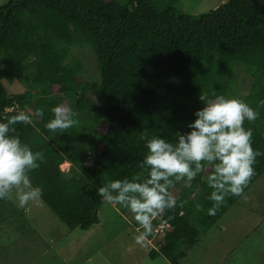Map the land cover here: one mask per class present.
Returning a JSON list of instances; mask_svg holds the SVG:
<instances>
[{
    "label": "trees",
    "instance_id": "1",
    "mask_svg": "<svg viewBox=\"0 0 264 264\" xmlns=\"http://www.w3.org/2000/svg\"><path fill=\"white\" fill-rule=\"evenodd\" d=\"M179 1L9 0L0 5V122L30 105L34 114L43 110L31 124L13 125L11 134L43 153L29 177L69 230L85 232L100 223L105 202L96 195L97 186L146 176L140 161L147 149L139 133L175 141L174 133L187 131L185 125L202 106L200 94L235 97L258 112L255 120L243 122L261 154L242 194L229 195L215 215H207L211 189L202 177L209 168L187 182L174 208L153 220L146 241L156 239V247L149 256L170 264H180L264 174V105L258 104L264 100V0H228L198 16L179 11ZM73 47L94 54L99 82L82 77L84 66L71 57ZM237 64L249 76L246 95L240 94ZM2 81L27 86L33 94L11 96ZM57 104L74 105L69 109L77 115L71 127L51 132L44 124ZM66 163L68 173L60 169ZM7 201L0 200V212ZM114 206L121 215L129 213ZM11 213L22 216L15 208ZM163 222L168 228L154 233Z\"/></svg>",
    "mask_w": 264,
    "mask_h": 264
},
{
    "label": "clouds",
    "instance_id": "2",
    "mask_svg": "<svg viewBox=\"0 0 264 264\" xmlns=\"http://www.w3.org/2000/svg\"><path fill=\"white\" fill-rule=\"evenodd\" d=\"M202 106L193 113L194 119L185 125L187 131L174 133L175 141L166 136H151L141 131L146 155L140 161L146 176L135 175L131 179H112L96 187V195L109 205H120L132 213L137 224L134 240L142 244L152 233V222L165 209L176 206L170 192L174 181L191 182L197 174L211 169L202 179L211 189L207 199L211 207L206 214L215 215L229 195L239 196L254 174L253 164L261 153L251 144V129L243 127L245 120L251 122L258 112L245 101L223 95L206 99L200 94ZM264 105V100L258 101ZM52 118L45 129L55 132L73 125L75 112L63 104L50 109ZM35 115L43 117V110L36 109ZM31 124L24 111L9 116L0 122V200L9 199L13 189L17 206L24 208L36 200L42 189L33 186L29 172L39 167L44 159L40 151L33 152L28 144L22 143L18 135H12L13 125ZM197 210H203L196 204ZM91 259L85 264H91ZM145 264H151L146 258Z\"/></svg>",
    "mask_w": 264,
    "mask_h": 264
},
{
    "label": "rangeland",
    "instance_id": "3",
    "mask_svg": "<svg viewBox=\"0 0 264 264\" xmlns=\"http://www.w3.org/2000/svg\"><path fill=\"white\" fill-rule=\"evenodd\" d=\"M9 0H0V5ZM228 0H180L176 8L184 14L198 16L214 10ZM71 57L83 63L82 77L100 81L94 54L90 49L72 48ZM240 94L249 91V76L237 64ZM9 94L31 91L27 86L2 81ZM74 108V105L69 107ZM31 119H36L32 106L22 109ZM68 173L70 164L60 167ZM187 182L173 185L174 198L186 192ZM12 205V206H11ZM21 212L20 219L13 218L11 209ZM121 215L114 205L104 203L98 213L100 223L89 231L69 230L38 197L24 208L17 206L15 190L0 212V264H70L68 259L91 264L98 256L108 264H145L149 252L156 247V239L137 244V231L132 225V213ZM222 226L224 227L222 229ZM158 239V238H157ZM152 243V244H150ZM92 244V245H90ZM75 246L83 253L76 254ZM157 249V248H154ZM97 252V254L95 253ZM93 254V256H92ZM111 257V258H110ZM56 258V259H54ZM157 258V259H156ZM151 264H168L156 257ZM56 260L57 262H54ZM104 261V263H105ZM76 262V261H74ZM264 262V174L247 189L238 201L216 222L209 232L199 237L198 245L189 250L180 264H262ZM106 264V263H105Z\"/></svg>",
    "mask_w": 264,
    "mask_h": 264
},
{
    "label": "crops",
    "instance_id": "4",
    "mask_svg": "<svg viewBox=\"0 0 264 264\" xmlns=\"http://www.w3.org/2000/svg\"><path fill=\"white\" fill-rule=\"evenodd\" d=\"M125 216H127V215H125ZM224 227L222 226V229H223ZM209 232V231H208ZM147 242V241H146ZM148 243V242H147ZM90 245H92V244H90ZM198 245V244H197ZM196 245V246H197ZM195 246V247H196ZM75 249H76V254H80V253H83L81 250V247H77V246H75ZM0 251H2V250H0ZM189 252V251H188ZM96 254H97V252H95ZM188 254V253H187ZM92 256H93V254H92ZM187 256V255H186ZM87 258H91V257H88V256H86ZM111 258V257H110ZM160 258H162V257H160ZM54 259H56V258H54ZM151 259V258H150ZM157 259V258H156ZM162 259H164V258H162ZM65 260V259H64ZM63 259H62V262L64 263V264H66V262L64 261ZM68 260H70V264H85V261H79V262H77V260L76 259H68ZM151 260H154V259H151ZM168 264H170L166 259H164ZM54 262H57L56 260H53ZM74 261H76V262H74ZM86 261H87V259H86ZM104 261L105 260H99V258H98V256L94 259V261L92 262V264H108L107 263V261H105V263H104ZM51 264V263H50ZM69 264V263H68ZM112 264V263H111Z\"/></svg>",
    "mask_w": 264,
    "mask_h": 264
},
{
    "label": "built area",
    "instance_id": "5",
    "mask_svg": "<svg viewBox=\"0 0 264 264\" xmlns=\"http://www.w3.org/2000/svg\"><path fill=\"white\" fill-rule=\"evenodd\" d=\"M166 228H168V224L166 222L159 223L156 225V228L154 229V233H161L163 232Z\"/></svg>",
    "mask_w": 264,
    "mask_h": 264
}]
</instances>
